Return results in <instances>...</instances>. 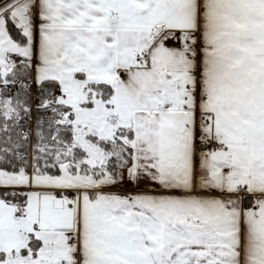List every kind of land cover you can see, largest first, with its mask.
Segmentation results:
<instances>
[{
	"label": "snow or ice",
	"instance_id": "6c2138e0",
	"mask_svg": "<svg viewBox=\"0 0 264 264\" xmlns=\"http://www.w3.org/2000/svg\"><path fill=\"white\" fill-rule=\"evenodd\" d=\"M0 264H264V0H0Z\"/></svg>",
	"mask_w": 264,
	"mask_h": 264
}]
</instances>
